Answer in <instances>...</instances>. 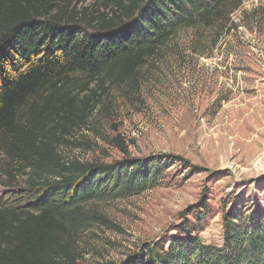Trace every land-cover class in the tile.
I'll return each mask as SVG.
<instances>
[{"label":"trees","instance_id":"obj_1","mask_svg":"<svg viewBox=\"0 0 264 264\" xmlns=\"http://www.w3.org/2000/svg\"><path fill=\"white\" fill-rule=\"evenodd\" d=\"M83 1L0 0V171L13 185L25 180L21 196L0 198V264H76L74 237L96 219L86 203L138 195L171 162L189 165L178 156L66 163L57 143L100 92L134 81L179 32L228 33L244 0ZM208 212L202 202L184 234L120 264H264L263 218L230 212L217 247L197 236Z\"/></svg>","mask_w":264,"mask_h":264},{"label":"rangeland","instance_id":"obj_2","mask_svg":"<svg viewBox=\"0 0 264 264\" xmlns=\"http://www.w3.org/2000/svg\"><path fill=\"white\" fill-rule=\"evenodd\" d=\"M230 22L219 36L179 32L134 81L100 92L89 117L58 141L66 163H189L171 162L138 195L86 203L96 219L74 237L76 264H120L165 243L195 222L202 202L209 212L195 227L203 245H222L230 212L264 221V0H244ZM24 181L13 185L0 171V198L13 199Z\"/></svg>","mask_w":264,"mask_h":264}]
</instances>
